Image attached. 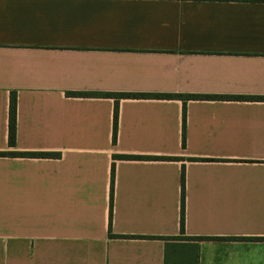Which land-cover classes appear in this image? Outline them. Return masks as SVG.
Instances as JSON below:
<instances>
[{
  "label": "crops",
  "instance_id": "1",
  "mask_svg": "<svg viewBox=\"0 0 264 264\" xmlns=\"http://www.w3.org/2000/svg\"><path fill=\"white\" fill-rule=\"evenodd\" d=\"M67 93L264 96V0H0V264H264V101Z\"/></svg>",
  "mask_w": 264,
  "mask_h": 264
},
{
  "label": "trees",
  "instance_id": "2",
  "mask_svg": "<svg viewBox=\"0 0 264 264\" xmlns=\"http://www.w3.org/2000/svg\"><path fill=\"white\" fill-rule=\"evenodd\" d=\"M71 97H103L112 98L114 100L113 120H112V143L116 142L117 136V122H118V102L121 99H162V100H179L183 105L182 115V138L181 147L185 146V104L190 100L200 101H264V96H231V95H180V94H131V93H67ZM16 140V96L15 93L10 94L9 98V111H8V137L7 145L9 148L15 147ZM52 156L47 153H19V152H0V157H29V158H47ZM115 159L121 160H176L175 158H141V157H127V156H114ZM113 176L114 166H111L110 177V196H109V224H108V236L113 237L110 228L111 217V204L113 196ZM180 220H179V232L184 234V214H183V202H184V170L182 168L180 173ZM165 240V238H161ZM193 240V239H190ZM194 240L202 241L208 240L207 238H196Z\"/></svg>",
  "mask_w": 264,
  "mask_h": 264
}]
</instances>
